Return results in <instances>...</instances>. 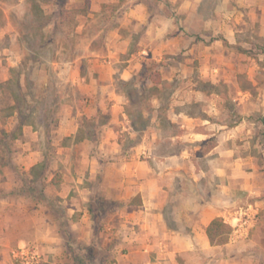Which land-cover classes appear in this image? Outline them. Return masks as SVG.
<instances>
[{"label": "rangeland", "instance_id": "rangeland-1", "mask_svg": "<svg viewBox=\"0 0 264 264\" xmlns=\"http://www.w3.org/2000/svg\"><path fill=\"white\" fill-rule=\"evenodd\" d=\"M42 1L46 11L38 8V0H0V142L6 144L0 145L1 259L7 257L10 264L114 261L102 219L110 204L95 195L91 204L85 193L80 194L84 184L96 188L92 181L78 190L64 186L72 179L89 180L91 170L99 171V163L119 162L117 157L131 161L126 153L105 155L114 140L108 143V129L118 133L114 141L122 150L140 141L127 137L123 125H109L106 111L112 102H131L125 108L126 125L138 131L151 113L149 102H219L220 120L234 126L246 118L254 133L247 150L254 158L246 171L253 176L256 169L264 172V27L259 22L237 32L231 44L223 41L212 49L217 57L205 65L216 71L208 74L204 68L202 75L195 69L182 90L179 84L177 90L151 84L149 76L160 79L159 66L164 63L148 59L133 79L123 82L116 75L106 88L99 79L94 83L97 74L88 75V59L71 63L75 14L65 9L66 0ZM198 65L195 61L190 66ZM89 102L93 107L88 108ZM198 107L191 112H198ZM58 125L66 130L56 132ZM69 132L72 135H64ZM164 146L162 139L159 149ZM141 160L151 157L141 155ZM255 182L259 192L253 191L247 202L232 209L251 205L257 212L255 224L245 238L235 241L238 246L226 264H264V179ZM27 250L36 251L37 257L21 259Z\"/></svg>", "mask_w": 264, "mask_h": 264}, {"label": "crops", "instance_id": "crops-1", "mask_svg": "<svg viewBox=\"0 0 264 264\" xmlns=\"http://www.w3.org/2000/svg\"><path fill=\"white\" fill-rule=\"evenodd\" d=\"M38 3L46 11L47 5ZM64 6L75 14L71 63L88 59V75L97 74L94 83L99 79L106 88L116 75L123 82L133 79L148 59L164 63L159 66L160 83L148 79L151 84L176 90L179 84L182 90L195 69L202 75L204 68L207 73L216 71L205 65L217 57L212 49L223 41L231 44L236 33L253 22L264 27V0H66ZM195 61L200 65L190 66ZM72 67L77 74L76 66ZM130 103L128 99L112 102L106 111L108 123L123 125L127 137L140 141L122 150L114 141L118 133L108 129L113 147H107L105 155L114 158V153H126L131 161L120 162L122 157H117L119 162L99 163V171L91 170L89 180L64 184L71 191L92 181L96 188L84 184L80 194L85 193L88 203L95 195L99 202L110 204L102 216L106 246L114 254L110 264L228 263L239 241L228 238L224 245H211L206 229L213 219L223 220L247 202L253 191L258 193L255 180L264 179L261 170L256 169L255 176L246 171L254 158L247 153L254 138L247 119L234 126L223 122L217 117L219 102L156 101L149 102L151 113L138 131L126 125L125 108ZM97 105L94 102L98 110ZM192 107L200 110L193 113ZM60 130L66 128L58 125L56 132ZM162 139L163 151L159 149ZM145 154L151 161L141 160ZM98 175L100 179L95 178ZM90 212L91 206L88 218ZM0 264L10 263L6 257L0 258Z\"/></svg>", "mask_w": 264, "mask_h": 264}, {"label": "built area", "instance_id": "built-area-1", "mask_svg": "<svg viewBox=\"0 0 264 264\" xmlns=\"http://www.w3.org/2000/svg\"><path fill=\"white\" fill-rule=\"evenodd\" d=\"M256 215L257 212L251 205H248L247 208L240 207L226 214L223 220L231 227L229 242H235L238 239L245 238L255 224ZM21 255V259H24L25 257L23 255H30L31 258H36L38 254L36 251L27 250L25 254L22 252Z\"/></svg>", "mask_w": 264, "mask_h": 264}, {"label": "trees", "instance_id": "trees-1", "mask_svg": "<svg viewBox=\"0 0 264 264\" xmlns=\"http://www.w3.org/2000/svg\"><path fill=\"white\" fill-rule=\"evenodd\" d=\"M159 75V74H156ZM149 81L153 84L160 83V79H155L153 76H149ZM20 131V129H19ZM1 148L6 147L4 141L0 142ZM230 227L224 223L221 218H215L211 221L206 229V235L211 245H224L228 242V236L230 234Z\"/></svg>", "mask_w": 264, "mask_h": 264}]
</instances>
